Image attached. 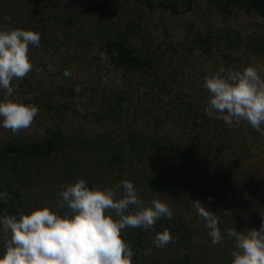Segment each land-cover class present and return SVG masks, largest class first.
<instances>
[{
	"label": "trees",
	"instance_id": "1",
	"mask_svg": "<svg viewBox=\"0 0 264 264\" xmlns=\"http://www.w3.org/2000/svg\"><path fill=\"white\" fill-rule=\"evenodd\" d=\"M206 1L208 8L225 16L240 11L264 18V0ZM185 4L184 0H0V28L40 33V46L29 48L32 63L44 60L53 49L57 53L65 47V56L72 47L81 53L99 46L93 64H87L95 75L91 88L99 89L101 97L99 112L94 110L93 115L105 125L103 132H93L80 118L79 127L67 128V120L82 113L76 86L71 84L66 92L74 72L72 76L58 74L65 81L57 86L59 94L70 102H58L50 89H43V83L33 82L34 68L29 78L26 75L15 83L22 93L16 99L39 109L33 122L41 137L18 133L0 144V193L5 194L0 198V217L19 216L36 206L57 208L59 192L78 178L99 188H115L128 179L146 204L154 198L174 203L173 218H160L153 230H123L122 238L134 252L132 264H231L235 241L226 235L227 230L259 229L264 220V173L231 159L235 155L251 158L252 145H247H261L264 135L247 122L229 128L210 118L205 111L209 94L202 106L191 92L179 87L180 70L175 71L172 63L167 65L158 51L160 45L144 40L145 9L179 14ZM210 29L195 32L187 48L188 53H197L203 65H212L209 75L221 67L241 70L254 65L252 57L264 60V31L245 37L237 29ZM75 54L69 55L71 61H87L85 55ZM112 71L119 72L116 88L103 80L111 78ZM88 88L85 84V94ZM134 91H140L135 98ZM33 92L37 96L32 97ZM127 101L135 104L128 113ZM174 125L179 131L169 132L168 127ZM194 200L218 217L225 233L221 243H212L209 229L193 207ZM166 229L173 237L167 253L154 243L156 233ZM6 240L0 234V254ZM170 247L175 248L172 255L168 254Z\"/></svg>",
	"mask_w": 264,
	"mask_h": 264
},
{
	"label": "clouds",
	"instance_id": "2",
	"mask_svg": "<svg viewBox=\"0 0 264 264\" xmlns=\"http://www.w3.org/2000/svg\"><path fill=\"white\" fill-rule=\"evenodd\" d=\"M40 41V33L33 30L0 28V92L4 94L0 127L13 134L30 127L39 113L35 104L13 99L12 82L32 71L29 48L39 47ZM64 74L71 73L65 70ZM204 88L209 93L205 111L210 118L229 128L247 122L264 135V69L221 67L205 76ZM4 195L0 193V198ZM193 207L209 229L212 243H221L225 233L218 217L199 200H194ZM57 208L36 206L19 216L0 217V230L10 234L0 264H132L134 252L122 238L123 230L142 227L149 231L160 218H173L169 204L154 198L146 205L128 179L115 188H99L78 178L59 192ZM226 235L235 241L231 264H264V220L259 229L233 227ZM172 240L167 229L154 237L157 247Z\"/></svg>",
	"mask_w": 264,
	"mask_h": 264
},
{
	"label": "rangeland",
	"instance_id": "3",
	"mask_svg": "<svg viewBox=\"0 0 264 264\" xmlns=\"http://www.w3.org/2000/svg\"><path fill=\"white\" fill-rule=\"evenodd\" d=\"M186 2L185 5L182 6L181 13L174 14L173 12L169 10H162V9H155V10H147L145 9L143 11L144 15L146 16L145 19V28L146 33L142 34L144 40L151 41L152 45H160V50H158L161 54H163V58L166 60L169 65V63H172L173 66L176 68L175 71L178 69L180 70V76L178 78V82L180 84L179 87L182 89L187 90L188 92H191L193 94V97L197 99L199 103L202 104V106L205 103V96L208 95V91L204 88V78L205 76L209 75V70H212V65L208 64L207 66L203 65L201 62V59H199L197 53L196 54H190L188 53V45L191 41L190 38L193 37V34L197 31L199 32H205L207 30H227V29H237L241 32L243 36H247L252 33L256 32H263L264 31V18L258 16V15H245L240 11L235 12L231 16H225L215 9L208 8L207 1L206 0H184ZM182 4V2H181ZM188 5H191L190 8H187ZM95 49L91 50L89 48L85 51L79 53L78 50H76L74 47H72V50L67 52L64 56L65 47L60 49L59 52H54V49L51 51V53H46L45 55V61L47 68L44 67H37L34 70L37 71V73L33 76V82L35 83H43V89H50L49 93H54L55 98L58 100V102H70L69 98L62 97L59 92H57L58 87L65 85L64 79H61V77H58L59 72L62 74L65 73V70H68L70 73L74 72V75L71 74L72 83L67 82L65 85L67 87L66 92L70 85H75L78 87V96H81L82 102L77 104V107H80L82 109V113H79L78 116L76 114V117H74L72 120H67L68 129L70 127L78 126L79 127V120L81 118V124H85L87 127V130L91 131H97V132H103L105 129V125H100L101 123L97 122L95 120V117L93 115V112L97 111L99 112V104L101 97L98 95L97 90H92L91 86L95 85V79L90 71L89 63L93 64V58L94 55H97L95 51L99 49V46H94ZM75 50V51H74ZM77 51V54L75 56L82 57L85 55V61L83 64L77 61V58L75 61L70 60V54H73ZM53 52V53H52ZM73 60V58H72ZM252 60H254V65L257 66L260 69H264V60L258 59L257 57H252ZM40 62V61H39ZM86 63V64H85ZM85 64V65H84ZM166 65V67H168ZM171 66V65H170ZM119 72L116 73V71H112L111 78L104 77V81H109V86L112 88H116L113 86L118 80ZM96 78V77H95ZM18 80H14L12 84L14 85L17 83ZM82 82H85V84L89 85L88 92L85 94L84 91V85ZM175 84V83H174ZM15 88V87H14ZM101 89V87H99ZM102 93V90H101ZM140 91L137 93L134 91V98L136 97V94H139ZM88 100L86 99L88 96ZM121 95V94H120ZM14 99L22 96V93L17 92L15 89L14 92ZM77 96V95H76ZM78 98L75 97L73 101L77 103ZM92 104V105H91ZM139 105V104H138ZM124 106L126 108V112L128 109L133 110L135 107V104L130 102H124ZM129 106V107H128ZM133 107V109H132ZM72 108V106H70ZM156 106H154L155 111ZM95 110V111H94ZM87 112V113H86ZM87 114L85 117L84 114ZM128 113V112H127ZM71 117V116H69ZM128 117V116H125ZM150 118V117H149ZM106 126L109 128L110 124L107 123ZM174 127H168L169 132H173V130L179 131V128ZM89 131V134L93 133ZM69 132V130L67 131ZM20 135H23L27 138L32 139H40L41 137V130L38 128L37 123L33 122L30 127L27 129H24L19 132ZM248 134V132L246 133ZM15 135L8 129H4L0 127V144L3 142H6L8 140H12V138ZM88 137V136H87ZM252 148L250 153L248 155H251V158L240 159L237 155L233 159H231L234 162H237L241 165H243L244 168L253 170V172L259 171L264 173V140L262 141V144H258L259 148L256 150V145L250 144L247 146H250ZM240 156V155H239ZM141 199H143L142 196H140ZM143 201L146 204V201L143 199ZM163 202H166L170 206H173L174 203H168L167 201L163 200ZM148 205V204H146ZM252 229V228H251ZM0 234H3L4 238H9V233L0 230ZM161 251L166 252L168 250L169 246L165 245L163 247H159ZM158 248V249H159ZM169 255H172L175 253V248L170 247Z\"/></svg>",
	"mask_w": 264,
	"mask_h": 264
},
{
	"label": "flooded vegetation",
	"instance_id": "4",
	"mask_svg": "<svg viewBox=\"0 0 264 264\" xmlns=\"http://www.w3.org/2000/svg\"><path fill=\"white\" fill-rule=\"evenodd\" d=\"M33 64V67L36 69L37 67H42V68H44V67H46L47 68V65H46V61H45V59L44 60H41L40 62H37V63H32ZM26 78H29V74H27V76H26ZM18 82H19V80H18ZM58 91L57 92H60L59 91V89H57ZM76 95H77V97H79L78 96V87L76 86ZM17 91V90H16ZM18 92V91H17ZM38 94V93H37ZM44 94H45V92H44ZM3 93L2 92H0V99H3ZM26 95H29V94H27L26 93ZM25 95V96H26ZM30 95L33 97H35V96H37L34 92L33 93H30ZM13 99H14V96H13Z\"/></svg>",
	"mask_w": 264,
	"mask_h": 264
}]
</instances>
